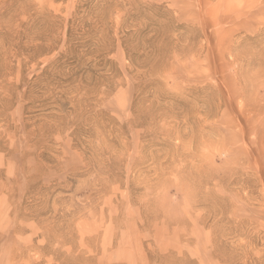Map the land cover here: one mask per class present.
<instances>
[{
  "label": "rangeland",
  "instance_id": "obj_1",
  "mask_svg": "<svg viewBox=\"0 0 264 264\" xmlns=\"http://www.w3.org/2000/svg\"><path fill=\"white\" fill-rule=\"evenodd\" d=\"M0 264H264V0H0Z\"/></svg>",
  "mask_w": 264,
  "mask_h": 264
}]
</instances>
